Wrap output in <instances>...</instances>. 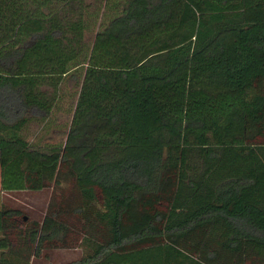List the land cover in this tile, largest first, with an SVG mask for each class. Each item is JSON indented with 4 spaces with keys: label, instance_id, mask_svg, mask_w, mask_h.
Masks as SVG:
<instances>
[{
    "label": "trees",
    "instance_id": "1",
    "mask_svg": "<svg viewBox=\"0 0 264 264\" xmlns=\"http://www.w3.org/2000/svg\"><path fill=\"white\" fill-rule=\"evenodd\" d=\"M0 170V264H264V0H0Z\"/></svg>",
    "mask_w": 264,
    "mask_h": 264
},
{
    "label": "rangeland",
    "instance_id": "2",
    "mask_svg": "<svg viewBox=\"0 0 264 264\" xmlns=\"http://www.w3.org/2000/svg\"><path fill=\"white\" fill-rule=\"evenodd\" d=\"M69 80V79H68ZM79 90V82L75 79L69 80L67 85L62 88L64 106L63 111H56L50 120L44 121L41 119L40 114L33 111L27 114L28 117L34 118L30 123V133L34 137L35 135L45 136L46 141L59 142L65 141L67 132L69 131L73 112L68 113L70 107L75 105L77 101V92ZM48 122H51L49 127V133L44 130L48 126ZM0 182H1V170H0ZM52 194V188H46L41 191H22L16 193H9L5 195V201L11 206L21 207L28 213V218L31 220H41L49 206L50 198ZM73 237L68 240L65 247L49 249L43 256L31 259V264H61L68 261L80 259L85 253V247L83 246L84 233H81L79 229H76Z\"/></svg>",
    "mask_w": 264,
    "mask_h": 264
},
{
    "label": "water",
    "instance_id": "3",
    "mask_svg": "<svg viewBox=\"0 0 264 264\" xmlns=\"http://www.w3.org/2000/svg\"><path fill=\"white\" fill-rule=\"evenodd\" d=\"M25 220H27V217H25Z\"/></svg>",
    "mask_w": 264,
    "mask_h": 264
},
{
    "label": "crops",
    "instance_id": "4",
    "mask_svg": "<svg viewBox=\"0 0 264 264\" xmlns=\"http://www.w3.org/2000/svg\"><path fill=\"white\" fill-rule=\"evenodd\" d=\"M0 187H1V182H0Z\"/></svg>",
    "mask_w": 264,
    "mask_h": 264
}]
</instances>
